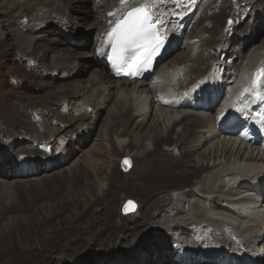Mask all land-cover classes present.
Here are the masks:
<instances>
[{"label":"bare ground","instance_id":"6f19581e","mask_svg":"<svg viewBox=\"0 0 264 264\" xmlns=\"http://www.w3.org/2000/svg\"><path fill=\"white\" fill-rule=\"evenodd\" d=\"M188 1L151 0L147 4L148 11L155 15L156 21L168 26L171 48L169 52H163L152 74L147 78H151L155 73L157 75L167 55L183 43L184 34L180 32V29H188L187 33L190 35L196 34L199 41L195 53L190 50L182 52L180 58L170 64L173 68L178 65L184 68L179 88H191L196 85L210 67L219 73V78L209 80L206 84L202 83L197 90L182 96L174 92L171 97L168 95L164 98L161 96L166 89L162 88L158 92L157 86L169 83L168 80L171 78L169 72H162L159 77L162 81L155 84L147 81L145 76L135 81L121 76L115 78L107 60V51L110 46L107 33L134 7L144 6L146 0H124L123 3L121 0H0V15L3 14L6 17L0 21V35L2 30L7 31L8 36L15 40L14 45L20 51L15 50L11 60L27 74L26 77L10 75L8 84L12 90L22 92L23 88H32L41 91L43 87H47L49 91L54 85L52 84L54 79L69 78L72 73H79L85 67L93 68L94 71L93 73L91 70L93 74L87 80V85L97 86L93 92L95 95L93 102L84 101V109L75 114L69 113V107L80 97L81 90L86 88L85 85V87L81 86L82 84L69 90L64 85L66 89L60 94L61 96L51 99L45 108L42 105H31L22 100H16L17 115L4 120L0 119V122L5 123L0 131V141L3 138H11L6 148L0 147V177L13 178L15 186L18 184L20 188L19 185H21L19 191L22 194L30 191L32 192L30 196L32 194L35 196L33 201L39 202V198L45 197L38 188L40 181L34 178L26 180L24 177L29 178V176L49 171L52 175H59L65 171V169L55 170L68 160V156L72 155V149L67 147V140L84 144L93 134L96 136L100 134L97 132L98 123L102 118L100 113L106 109L109 102L113 101V110L108 111L105 119L103 118L106 123L102 124V137L108 136L110 140V149L105 148L104 153L110 158L103 160L99 158L101 153L96 152L97 158L100 159L97 162L95 154L91 152L92 154H87L85 161L83 160L86 167L74 163L72 167L66 169L68 173L64 176L59 175L60 177L50 179L52 175L49 177L43 175L41 184L49 191L53 188L59 191L57 189L66 183L75 184L80 192L87 191L85 198L90 200L93 197L97 198L99 191L97 178L94 176L103 174L108 181V186L98 199L93 200L92 203L89 202V206L98 204L106 196L116 199L118 196L121 197V192L129 195L133 189L137 192L140 190L143 193L148 192L144 202L148 205L144 206L141 203L142 205L137 207V214L128 216L131 222V217L136 220L134 219L133 227L126 228L127 234L113 231L114 234L109 241L95 240L96 242H92L91 245L85 242L77 243L65 252L61 260L72 259L78 264H85L84 261H89L90 258L76 257H88V251L92 249L94 251L105 249V252H108L106 256L111 258L104 257V260L111 264H166L168 262H170L168 264H247L250 259L241 258V249L231 250L239 248L236 247V241L232 236L241 230H239L241 226L249 236L257 235L258 244L264 245V146L262 141L253 146V142L239 141L237 135L232 132L221 131L222 123L218 117L220 119L222 113L217 115L215 109L218 105L230 107V102L226 104L224 98L218 100L215 106V101L211 102L208 94L204 102L206 109L200 105L191 107L194 98L203 96L205 90L209 93L217 88L221 89L222 93H227L226 82L233 84L237 74L229 77L226 82H220V78L231 74V69L237 67L236 61L245 59L247 52L251 49L253 51L250 56L253 58L264 53L262 48L264 36L260 37L264 34V29H258L263 23L256 19L243 21L249 13L263 10V4L257 3L254 6L244 3L243 0H233L232 8H227L225 0H222L213 7H207L205 14L195 17L194 14L201 3V0H196L190 6V8L194 7L192 13L185 12L181 16V9ZM224 12L233 17L235 22L229 23L224 34L219 37L215 33L217 21L213 20ZM205 15H210L208 37L201 33L200 22L205 20ZM176 22L178 26L173 27ZM14 26H17V29ZM57 26H61L56 33L57 40L51 37V40L38 42L37 38L47 39L45 36H49L53 31L57 32L55 31ZM239 39L244 41L243 45L237 50H230V54L227 52V55L224 48L227 41L231 40L232 44H235ZM14 45L8 46L6 52H9L12 47L16 49ZM262 59L261 56L260 60ZM254 67L255 65L251 69ZM256 73L258 71L254 74ZM241 77L238 76V79ZM259 78L256 79L261 80L260 83L253 84L246 90L250 88L251 93L256 89L264 91V78ZM45 79L48 81L43 82ZM103 80H110V82L108 81L109 84L104 87L99 85L104 82ZM116 80L121 81L119 87L116 85ZM131 84L133 87L129 89ZM113 89H116V94L114 91V94L111 93ZM119 90L125 94L122 95L123 93L121 94ZM143 93H147V96L141 104L137 99ZM245 96L246 94L233 95L231 108H234V111L235 108L243 110L242 114L238 112L242 116H247L244 115L247 112L255 117L258 116L260 119L258 122L264 127L262 116L264 100H258L252 96L248 103H244V100L249 99ZM201 98L195 100H201ZM127 101L130 103L127 104ZM65 107L67 110L64 112L67 114L62 112ZM249 108L252 109L249 110ZM176 111L179 113L176 114ZM53 123L58 125L56 131L50 128ZM179 125H182L181 130L176 131ZM214 125L218 126L216 131ZM255 126H258L256 120L251 126L253 130ZM142 128L145 129L141 133ZM36 133H43L44 136L38 137ZM59 133H62L59 143L54 142V137ZM124 133H130L133 136L139 134L141 138L148 137L151 145L150 147L147 145V148L146 145L139 144L137 139H131V137L125 142L122 138ZM113 134L115 137H111ZM36 138L40 141L37 142ZM18 139H22L26 144L18 145ZM50 143H52L51 146ZM138 147H141L140 154L132 157H136L134 166L138 169L131 180L135 185L126 186L127 181L119 177V170L114 164L118 165L116 163L118 156L125 153L129 155L131 150ZM42 149H44L43 152H41ZM55 150H59L56 158L45 157L42 161H37L40 155L49 154ZM91 162L98 163L99 166L92 167ZM182 164L185 166L182 170H178L179 165ZM21 179L26 181L23 182ZM26 182L30 183L31 190H25ZM80 205L76 203L74 207L78 208ZM12 207L15 210V207ZM25 207L27 209V206ZM5 211L6 209H3V212ZM146 217L148 218L144 219ZM154 233L155 236L152 235ZM163 235L170 236V240L176 242L172 249L167 250V239ZM135 243H138L137 250L130 251ZM106 247H117L123 251L118 254V251ZM251 259H254L256 264H264L261 257Z\"/></svg>","mask_w":264,"mask_h":264},{"label":"rangeland","instance_id":"374dc122","mask_svg":"<svg viewBox=\"0 0 264 264\" xmlns=\"http://www.w3.org/2000/svg\"><path fill=\"white\" fill-rule=\"evenodd\" d=\"M35 1H39V0H35ZM195 1L196 0H189L188 3L185 6H183V8L181 9V16H183L185 14V12H188V14L192 13V11L194 10V7L190 8V6ZM243 1H244V3L253 4L254 6H256L257 3L263 4L262 5L263 10H261V11L258 10L256 12L249 13L243 21H247L250 19H256L259 22L263 23V25L258 27V29H260V28L264 29V0H243ZM220 2H222V0H201L200 5L198 6V10L194 14V16L197 17L200 14H205L207 11V7L208 8L213 7V6L217 5V3H220ZM225 3H226L227 8H232L234 1L233 0H225ZM205 16H206L205 20L204 21L201 20V22H200L201 29H202L201 33L205 37H208V35H209L208 30L210 29L208 27V22H209L208 19H209L210 15H205ZM5 18H6L5 15H3V14L0 15V21H3ZM230 20L232 22H235L234 18L226 15L225 12L221 15H218V17L213 20L214 22L217 21V22H215V23H217V32L215 31V33L219 37L224 34L225 28H226V26H228ZM177 23L178 22L174 23L173 27H177L178 26ZM14 27H15V29H17V26H14ZM60 28H61V26H57V28H55V31H57V32L53 31L50 33L49 36H45L47 39L42 40L40 38H37L38 42L43 43L45 40H51L52 39L51 37H53L54 40H57L56 33H58V30ZM187 31H188V29H186V30L180 29V32H183V34H184L183 43L180 45L179 48L174 49L172 52H170V54L167 55V57L162 62L160 70L159 69H158L159 71L157 70L158 71L157 75L155 73L153 76H151V78L150 77L147 78V81H151L152 83L155 84V82L162 81L161 78L159 79V77H161L160 74L162 72L167 71L171 74L170 75L171 78L168 80L169 83L167 85H158L157 86L158 92H160V90L162 88L166 89V92L161 97L167 98L168 95H170V97H171L173 95L172 93H174V92H175L174 94L179 93L182 96V95H184L190 91L197 90V88H199V86L202 83H206L209 80L213 81L214 78L216 80H218V78H219V73H217L214 68L210 67L207 69V71L204 73V75L202 76V78L199 80V82L196 85H193L191 88H179L180 87V81L182 80V75L184 73V68H182V66H179V65L173 68V67H170V64H173V62L175 60H178V58H180V55H182L181 54L182 52L190 50V51H192V53H195L196 47H197V44L199 41V37L196 34L190 35L187 33ZM1 33H2V35H0V38H1L0 39V45H2L1 43H3V45L0 47V66H1L0 67V119L4 120L10 116L17 115L18 106L16 104V100H22L25 103H28L31 105H42L45 108L46 104H48V102L51 99L59 98V96H61L60 94L63 92V90H65L66 88H67V90L72 89V87H75L76 85H80V84H82L81 86H83V87L86 86V88L81 90L82 92H81L80 97L74 101L73 105H71L69 107V113L75 114L77 112H81L82 109H84V106H83L84 101L90 102V103L93 102L94 97H95L93 92L97 86L90 87L87 85V80L90 78V75H92L94 73L93 68H89V67H85V69L79 73L78 72L72 73L71 77H69V78L63 77L60 79H54L52 81V84H54V85L51 86V90H49V91H48L47 87H43L42 88L43 90H41V91H38V90L32 89V88H28V89L23 88V89H21L22 92H16V91L12 90L11 86H9V84H8L9 77L11 78L12 75L13 76L19 75L21 77L22 76L26 77L27 74H26V72H24V70L21 69V67H19L16 63H13L11 60L13 52H15V50H19V48H16V46L14 45L15 40L12 39V37L8 36L7 31L3 32V30H2ZM215 33H213V34H215ZM216 34L214 36H216ZM262 36H264V34L260 35V37H262ZM243 43H244V41L240 40V39L238 41H236L235 44H232L231 40L227 41V43L225 44V47H224L226 49L225 53L228 52L230 54V50L239 49L243 45ZM10 45H14V47L16 49H13V47H12L9 50V52H6V48ZM262 48L264 49V47H262ZM252 51H253V49H251L250 52H247V56L245 59H238L236 61L237 67L231 69V74L226 75L223 78L221 77L220 82H222V81L226 82V80L229 77L233 76L234 74H237V72L239 73V71L247 72V71L251 70V67L253 65H257L258 63L260 65V67L262 69H264V60H263L264 59V53L261 54V56L263 58L261 61L260 55H258L255 58L250 56ZM1 53H2V55H1ZM228 53H227V55H228ZM225 57H227V56H225ZM252 58H253V60H252L253 62L251 61V63H250V60ZM249 63H250V65H249ZM91 70L93 73L91 72ZM255 75L250 74V76H248L249 78H247V80L244 81V83H243V84H246V85H244V87H246L248 84L253 86V84L260 83L261 80L256 79L258 77H257V74H255ZM47 81L48 80L45 79L43 82H47ZM103 81L104 82L103 83L101 82L99 85H103L104 87L109 84L108 81L110 82V80H103ZM116 82H117V80H116ZM117 83H116V85H117V87H119L121 84V81H118ZM64 85L66 86L65 89L63 87ZM226 85H227L228 90H233L234 83L229 84L228 82H226ZM132 87H133V84H131L129 86V89L130 88L132 89ZM113 91L116 94V89H113L111 91V93H113ZM120 92H121V94L123 93L122 95L125 94L123 91H120ZM256 95L262 96V95H264V91L259 92ZM146 96H147V93H143L137 99L138 103L141 102V104H142V101ZM174 98L176 99V97H174ZM112 103H113V101L109 102L107 105L105 104L106 109L100 113L102 118L100 119V121L98 123L99 128H97V132H99L100 134H98L97 136L93 134L91 137H89L87 139L88 141H86L84 144L76 143V142L67 140L68 141L67 147L69 149L70 148L72 149V155L70 157L68 156V160L63 162L62 166L55 170V171H58V170H64L65 169V171H63L62 173L59 174L60 176L66 175V173H68L66 169L68 167H72V165H74V163H79L83 167H86L83 163L85 161V157L87 156V154L90 155L91 152H93V155L95 154V156H96V152L101 153L99 158H101L103 160H105V159L108 160L110 158L109 155H105V153H104L106 149H110V140L108 139V136H107V138L102 137V128H103L102 124L106 123V121L104 119H105L106 115L108 114V111L113 110V104ZM129 103L127 101V104H129ZM66 110H67V108L65 107L62 109V112L66 111ZM174 110H179V109H174ZM181 111L183 112L184 109ZM200 112L203 113L202 111H198V113H200ZM64 113L67 114L66 112H64ZM178 113H179V111H176V114H178ZM136 120H139V119H136ZM17 121L20 122L21 120L17 119ZM22 121H25V120H22ZM4 125H5V123L1 121L0 122V131H1V128L4 127ZM181 126L182 125L177 126L175 130L176 131L181 130ZM57 127H58L57 123H53L50 125V128L54 129V130ZM144 129L145 128H142L140 130V132L142 133L144 131ZM36 134L38 135V137L44 136L43 133H36ZM39 134H40V136H39ZM122 135H123L122 138L125 140V142L129 141V139L131 137V139L132 138L137 139V142H139V144L143 143V145H146V147H147V145H148V147H150V145H151V141L149 140L148 137L146 138L144 136V138L143 137L141 138L138 136L139 134L133 136L130 133H128V134L124 133ZM61 136H62V133H59L58 135H56L54 137V139H55L54 142L58 141L57 143H59ZM111 137H115V134H113ZM10 141H11V138L1 139L0 147L6 148ZM36 141L38 142L40 140L38 138H36ZM17 142L19 143L18 145L26 144V142L23 141L22 139H18ZM49 145L51 146L52 143H50ZM11 149L13 150L14 148H11ZM91 150H93V151H91ZM98 150H100V151H98ZM43 151H44V149H42L41 152H43ZM69 152L71 153V151H69ZM140 152H141V147H138V148H134L133 150H131L129 152V155L125 153L124 155L118 156L116 158V163L118 165L114 164V166L117 167L119 170V177L122 178L124 181H127L126 186L135 185L134 183H132L131 180L134 177V175H136L135 173H137L138 169L135 168V166H134L136 157H134V158H132V157H133V155H138V153L140 154ZM58 154H59V150H55L49 154L46 153L44 155H40L38 157L37 161H39V160L42 161V159H44L45 157L56 158L58 156ZM26 157L31 158L29 156H26ZM107 157H109V158L107 159ZM95 158H96V161L99 162L100 159L97 158V156ZM111 161H112V159H111ZM93 164L94 163L91 162L92 167L93 166H99L98 163L94 164V165ZM184 166H185L184 164L179 165L178 170H182ZM51 173L52 172L49 171V172H46L43 174L41 173V174L29 176V178L24 177V179H26V180H28L30 178H34L37 181H40L38 188L42 189V190L39 189V191H41V194H44L45 197L42 199L39 198L38 199L39 202H37V203L33 201L35 196L33 194L31 195L33 198L30 196V193H32V192L29 191V193L22 194V192L19 191L21 188V185H19L20 188L18 187V184H16V186H15V183H13L14 182L13 178L4 179V178L0 177V180L4 181V182L0 181V183L2 182L1 183L2 185L0 184V204H1L0 209H2L0 211V264H65V263L66 264H78L72 259H62L61 260V258L65 255V252H68V249H70V247H74V245H76L77 243L83 244L84 242L89 243L91 245L92 242L95 243L97 240H102V239H103L102 241H109L110 237L114 234V232H120V234L121 233L124 234L126 232V234H127L128 233L127 229L129 227L134 226L133 223H134V219H135V218L132 219V217H131V220H132V222H131L129 220L130 218L128 216L129 215L130 216L136 215L137 214V211H136L137 207L142 205L141 203H143L144 206L148 205V203H146V204L144 203L146 198H147L146 193H148V192H144L145 193L144 194L143 192H141V190H140V192H137L133 189L129 195H125V194H123V192H121L120 193L121 197L118 196V198H116V199H111V198H109V196H106L104 199H102L99 202L100 204L98 203V204H94L92 206H89V204L92 203L93 200L95 201V199H98V197L101 196V193H103L105 191L106 187L108 186V181L105 179V176L103 174L102 175L99 174L98 176L97 175L94 176L95 178H97L96 182H97V185L99 186L98 187L99 191H98L97 198L93 197V198H90V200H88L85 198V196L87 195V191L83 190L80 192L75 184H67L66 183V184L62 185L61 188L57 189L59 191H55L56 188L55 189L53 188L54 190L50 189V191L47 190L41 184L42 183L41 177L43 175H48V177H49V175H52ZM89 173H90V176L92 177V173L90 171H89ZM166 173H168V172H166ZM59 175L54 174V175L50 176L49 178L52 179V178L60 177ZM99 178H100V180H99ZM24 179H21V181H23V182L26 181ZM140 179H142V177L139 178L138 180L141 181ZM29 184H28V182L25 183V185L27 186V188L25 190H31V188L29 187ZM171 191L175 192V190H171ZM15 193H17V194L15 195ZM20 196L22 198L23 197L24 198L22 199ZM74 200H76V201H74ZM30 201H33V202H30ZM129 201L133 202L134 208H133V205L128 204ZM76 203L78 205L81 204L80 207H78V208L74 207V205H76ZM126 205L128 207V210H126ZM12 206L15 207V210ZM25 206H27V209ZM10 207H12V208L9 209ZM3 209H6V211L3 212ZM90 209H92V211ZM93 209H95V210H93ZM1 212H3V214H1ZM103 212H105V213H103ZM109 215H114V216L109 218L108 217ZM103 216H105V217H103ZM137 218H139V217H137ZM147 218L148 217H146L144 219H147ZM107 220H108V222H107ZM139 220L142 221L143 219L139 218ZM111 231L112 232L114 231V232L112 233ZM145 231L146 230H144V232ZM97 233H99V234H97ZM152 235L155 236V233ZM90 237H91V239H90ZM100 237H101V239H100ZM163 237H165L167 239L166 240L167 241V250L172 249V247L176 244V242L175 243L172 242V239L170 240V236L168 237L166 235H163ZM86 239H87V241H86ZM168 239H169V241H168ZM89 240H91V242H89ZM138 243H135V246L130 248V251H136L137 250L136 246ZM106 248H111L112 250H116V251H118V254L123 251L122 249L117 248V247L116 248L106 247ZM127 250H128V248H127ZM127 250L125 251V253L123 252L125 257L127 256ZM106 254H108V252H105V249H100V250H96V251H94L92 249V250L88 251V257L78 256L76 258H80V259L81 258H84V259L90 258V260H89L90 262L84 261L85 264H91L92 261H94L92 264H99V263L100 264H111V263L107 262L106 260H104V257L109 258V259L111 258V257L106 256ZM169 255L172 256V254H170V253H169ZM58 258H60V259H58ZM168 263H170V262H168ZM168 263H166V264H168Z\"/></svg>","mask_w":264,"mask_h":264},{"label":"snow or ice","instance_id":"6c2138e0","mask_svg":"<svg viewBox=\"0 0 264 264\" xmlns=\"http://www.w3.org/2000/svg\"><path fill=\"white\" fill-rule=\"evenodd\" d=\"M123 2L124 0H121V3ZM150 2L151 0H146L144 6L133 8L107 33L109 45L118 52V55L111 59L119 60L121 68L127 63V57L123 55L126 51L132 49L135 53H141V56L135 59L133 67L126 72L129 77L140 75L147 68L151 58L159 54V51L164 47L165 41L161 37L149 33L145 28L150 15L147 4ZM229 23L232 21L230 20ZM100 54L103 55L102 52ZM257 77L264 78V69L258 71ZM260 99H264V96ZM128 204L133 205V202L129 201ZM126 210H128L127 205Z\"/></svg>","mask_w":264,"mask_h":264}]
</instances>
